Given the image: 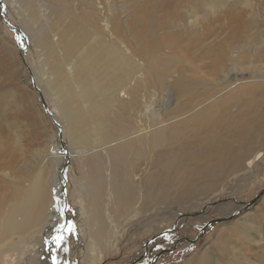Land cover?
<instances>
[{
	"label": "rangeland",
	"instance_id": "374dc122",
	"mask_svg": "<svg viewBox=\"0 0 264 264\" xmlns=\"http://www.w3.org/2000/svg\"><path fill=\"white\" fill-rule=\"evenodd\" d=\"M12 2L21 8L23 6L27 14L19 16L21 22L13 13L4 15L5 9L1 10L0 6V121H2L0 142L4 145L0 150V168L4 158L10 155L11 166L18 170L17 176L21 186L27 184L23 175V163L38 162L42 155L40 151L43 149L46 156L50 155L49 171L62 162V148L57 139L56 126L47 116L40 94L35 87L39 88L47 109L55 110V116L63 119L56 108L61 94L58 89H61L65 81L60 79L54 82V80L64 75L60 72L61 67L58 62L49 65L50 62L42 58L43 45L36 40L51 26V23H54L55 19H58V22L64 19L59 18L61 13H65L63 9H67L68 17L74 21L77 32H80L79 29L84 25L91 33L96 29L102 36L97 39L98 41L110 46L109 43L117 39V42L122 43L121 45L129 47L128 51H131L138 61L143 62L144 65L149 63L150 68L148 66L146 70V78L149 79L147 92L154 90L158 98H161L162 91L159 88L156 72L163 74L162 78L167 83H172L175 78L183 79L184 89L188 83L190 85L191 80L196 82L199 91L206 86L209 88L206 98L200 96L196 100L189 99V101L187 98L192 94L190 91L185 93L180 106L183 103L189 105L190 109L187 108L184 111L186 112L193 110L197 101L204 100L206 103L204 102L203 107L213 108L210 126L202 125L190 138L192 140L186 139L187 142L180 140L179 143L174 141L169 144L166 140L160 145L161 147L152 149L144 158L141 156V159H135V162L130 163L131 161L126 162L122 159L124 161V163L121 161L122 175L126 178L121 176L125 178L124 180H128L129 185L133 182L137 195L133 190V195L130 197L132 203L128 202V210L112 195L102 196L104 199L102 201L107 203L111 221L109 222L103 214L106 218L103 229L106 230L100 240L94 241L93 246H90L91 237L88 236L90 230L88 229V233L84 234L83 217L80 215V219L78 218L77 207L80 204L76 199L79 192L77 180L80 178L79 172L82 171L83 165L80 164L76 154L77 140L68 128L61 125L62 140L69 151L67 157L69 167L67 166L68 170L65 173L67 179L65 177L66 204L64 205L67 208V225L69 224L71 228L70 250H68L71 264H193V256L206 251H212L217 254L218 259L224 260L226 257L225 251L223 252L224 238H227L236 250L241 251V256H251L250 261L254 264H264V193L257 202L244 207L264 187V0H88L92 8L94 7L95 19L87 17L86 6L79 0H63V4L52 0H33L30 3L29 0H11ZM71 3L75 5L71 7ZM27 6L31 7L30 10ZM107 17L110 21L108 27L103 24ZM23 21L29 25V28L23 25ZM193 22L203 24L201 34L189 24ZM10 25L17 29H13ZM14 30L26 41L22 44L25 64L20 54L22 51L18 50L22 40ZM129 35L130 37H127ZM89 42L95 44L92 40ZM98 48L97 57L110 71L115 69L112 68L115 62L108 55L109 52ZM153 54L159 56L154 59ZM170 59L172 60L171 63L169 62L170 66L160 65L161 60L165 62ZM180 72H184L185 75H180ZM31 75L35 87L32 85ZM112 77L113 74L108 77V81L114 84L115 80ZM249 84L253 85L252 91L244 88ZM140 92L137 95L136 108L139 107L138 109L144 112L146 111L144 100L146 102L149 95L142 97L140 95L144 90ZM123 115L127 117L129 114L125 111ZM171 116L161 110L155 111L154 117L148 116V112H145L144 119L141 118L140 123L144 126L146 120H149L147 123L152 125L158 123V120L165 121ZM114 117L112 118L115 122L117 117ZM153 119H156L155 122ZM48 141L50 146L47 150ZM233 143L236 144L232 145ZM18 144L21 146L18 147ZM135 144L132 141V149L138 147V144L134 146ZM181 144H188L192 149L191 152L212 151L214 156L219 155L218 151L221 148L228 146L229 150L232 149V154L229 156L224 154V163L215 162L214 168L220 164V167L224 166V171L219 177H210L207 174L208 176L199 175L194 179L193 175L177 173L178 186L174 187L175 191L173 189L169 192L170 196L166 198L167 200L148 199L146 202L141 198L137 200L141 194L140 181L142 180V187L143 184L145 186L143 189H146L151 181L153 182L151 177L157 170L154 168L157 154L168 151L169 154L182 155V150L187 146L183 147ZM5 160L4 167L8 161ZM199 162L202 167L209 169L208 163ZM38 166H42L41 161L38 162ZM84 169L86 170V166ZM189 187L190 190H187ZM10 190H12L10 182L1 179L0 206L3 205L0 210L7 207L12 193ZM242 205L243 207L239 208ZM184 214L191 215L184 217ZM202 217L208 220L218 218L220 220L202 231L204 226H202ZM233 221L235 223L229 226L228 223ZM33 228L36 227L28 228L22 235H14L2 244L14 245L22 239L26 240ZM239 228L249 232V235L257 234L255 230L258 229L261 236L259 249L253 252L249 248H244L241 242L243 236L239 234L241 231L237 232ZM146 250H148L147 255L144 254ZM18 255L17 249L13 248L0 256V263L51 264L52 251L47 252L43 258L36 253H26L22 262H18Z\"/></svg>",
	"mask_w": 264,
	"mask_h": 264
},
{
	"label": "bare ground",
	"instance_id": "6f19581e",
	"mask_svg": "<svg viewBox=\"0 0 264 264\" xmlns=\"http://www.w3.org/2000/svg\"><path fill=\"white\" fill-rule=\"evenodd\" d=\"M31 1L33 0H29V3ZM52 1H56L61 4L63 0ZM79 1H82L85 4V13L87 17L89 19H95V13L93 10L94 7L92 8L88 0ZM0 2V6L2 7L1 10L5 9V11L3 12L4 15L5 13H13L16 19L18 21H21L19 16H21L22 14L24 15V13L27 14V12L23 10L24 7L22 5L21 8L14 2L11 3V0H0ZM74 5V3H71V7H73ZM30 8L29 6H27L28 10H30ZM63 11L65 13H61L59 15V18L64 19L61 22H58V19H55L54 23H51V26L36 39L38 40L40 45H43V49L41 48L43 50L42 58L48 60L50 62L49 65H52L56 62L60 64V72L62 75H64V77L57 78L56 80H54V82H57L60 79H64L65 81L64 85H61V89H58L59 91H61V94L59 95V103L58 107L56 108L57 112L62 115L63 119H59L57 118V116H55V110L49 111L45 108L44 110L46 111L47 116H49L53 120L56 129H60L61 125L63 124L66 128H68L69 132L77 140L76 145L78 149L76 151V154L77 158H79L80 164L83 165L82 171L79 172L81 173L80 178L77 180V189L79 190L77 195L78 197H75L76 199H78L80 204L77 207V209L79 210L78 218L80 219V215L83 217L82 222L83 226H85L83 230L84 234L88 233V229L90 230L88 236L91 237L90 246H93L94 241L100 240L104 230H106L103 229V224L106 221L105 217H107V220L109 222L111 221V216L106 206L107 203H105V201H102L104 200L102 196L112 195L114 199L116 198L118 202L128 210V202L131 201L130 197L133 195V190H135L137 195V189L133 185V182L131 185H129V182L127 183L128 180H124L126 177L122 175V159H125L126 162L131 161L130 163H132V161L140 158L141 156H143L144 158V156L148 152H151L152 149L154 150V148L159 147L160 145L165 143L166 140H168L169 144L173 143L174 141H178L179 143L180 140L181 142L182 140H189L196 134L197 130H200L202 125L204 126L207 124L208 126L209 123L212 122L211 119L213 118V108H211L210 106L203 107L206 102L202 100L200 102L197 101L194 107L192 106L193 110L184 112L187 108H189V105L187 106L185 103L180 106V101L184 98L185 93L190 91V93L192 94V96H188L189 98H187V100H196V98L200 96H204V98H206L209 92V88L207 86L205 88L203 87L202 90L199 91V88H196V82L192 80L189 81L191 82L190 85L186 81L188 83V86H186V89H184V82H182L183 79L177 80L175 78L176 80H171L172 83H167L163 80L164 78H162L163 74L156 72V77L158 78L159 88L162 91V96L161 98L155 96L154 90L147 92L149 91L147 90L149 79L146 78V70L149 66V63H147V65H144L143 62L138 61L136 59V56L134 57L131 51H128L129 47L127 48L124 45H121L122 43L117 42V39L115 37L114 38L116 39V41H111L109 43V46L106 43L97 40L100 37L102 38V36L97 33L96 29L94 33H91L89 29L84 25L81 26L80 29L78 28L80 32H77L76 28L74 27L76 26L74 21H72L68 17L67 9L65 8V10L63 9ZM108 18L109 17H107L103 23L107 27L110 22ZM94 23L96 24V22ZM189 24L199 34H201V32L203 31V24L197 22ZM23 25L29 28V25L26 22L24 23V21ZM11 27L13 29H17L13 26ZM120 27L122 28V26ZM118 29H120L119 26ZM31 30L33 31V29ZM14 31L19 39L22 40L21 46L18 47V50L22 51V44H25L26 41L22 35H19V33H17L16 30ZM115 34L117 33L115 32ZM127 37H130V35ZM90 40H92V42L94 41L95 44L93 45V43H90ZM122 40L123 39L121 38V41ZM97 46L100 49L109 52L108 55H110L115 62V65L112 68L115 69H111L112 71H110L109 68H106V64L102 63L99 57H97ZM45 50L47 51L45 52ZM20 54L22 57V61L25 64L23 51ZM158 56L159 54H153L154 59H156ZM171 57L173 58V56ZM144 60L146 59L144 58ZM159 60L160 59H158V61ZM166 60L165 62L164 60H161L162 62L160 65L167 66L169 65V62L172 61L171 59L169 61ZM175 61L177 62V59ZM167 70L169 71V69ZM180 73V75H185L184 72ZM111 74H113L112 79L115 80L114 84L112 81H108V77ZM220 82L224 83L225 81L220 80ZM33 84L34 82L32 77V85ZM33 87L35 86L33 85ZM244 88L247 90L250 89L248 91H252L253 85H245ZM142 90H144V92L140 96L146 97V94L149 95V97H147L148 100L146 102L144 100V109H146V111L144 112L142 110L140 111L138 109L139 107L136 108V106L138 105L137 95ZM154 110L157 112L161 110L162 112L166 113V115L172 116L165 121L158 120V123H153L152 125L147 123V121L149 120H146L143 126V124L140 123V119L143 118L145 112H148V116L150 115L151 117H154ZM125 111L127 114H129L127 117L126 115H123ZM113 116L117 117L118 121L116 120L114 122V119L112 118ZM153 120V122H155L156 119ZM57 139L59 141L60 147L62 148L61 165L55 166L51 171H49L48 163L50 160V155L46 156L47 154L43 149L42 151H40L42 155L39 160L42 162V166H38L39 161L36 163H34V161L33 163L29 162L28 164L23 163V175L27 180V184L24 186H21L19 183L17 176L18 170L11 166L10 155L4 158V160L1 158V160H3V165L0 168V180L3 179L10 182L12 188V190L10 191H12V193L8 204L6 203L7 207H5V205V208L0 210V256L10 252V250L14 248L19 252L18 262H22L26 253H36L37 256L43 258V256H45L47 252L52 251V255H50L51 264H60L61 262L64 264H71L70 258L68 257V250H70L69 241L71 240L69 229L71 228L69 224L67 225V220L65 221L64 219L66 215L64 216L63 214V209H65L64 194L66 193L65 177L67 179L65 173L69 167L68 165V167H65L64 164L66 163V161H68L67 157L69 156V151L67 150L65 142L62 140L61 132L60 135H58L57 132ZM132 141L138 144V147L135 144L134 146L136 147L132 149ZM235 144L233 143L232 145ZM182 145L183 147L187 146L186 149L182 150V155H177L178 153L169 154L167 153L168 151L160 152L159 154H157L158 157H155L156 159L154 161V168H157L158 172L157 170L155 171L156 173L154 172L155 174L152 175L153 178L151 177V179H153V182L151 181V183L146 186V189H143V187L145 186L143 184L142 187V180L140 181L139 189L141 191V194L137 200L141 198L144 202H146V200L148 199H156V201H160L161 199L165 200L166 198H168L170 196L169 192H172L174 187L177 185V173L184 172L187 175H193L194 179L199 175H209L210 177L213 176L215 178L219 177L224 171V166L220 167V164L214 168L215 162L221 161L222 163H224V154H227L228 156L229 154H232V149L229 150L227 148L228 146L225 148L223 147L220 150L218 149L219 153H217L219 155L214 156L212 151H209L208 153H195L191 152L192 149L188 147V144H181V146ZM19 146H21V144H18V147ZM47 146L46 149L48 150L50 141H48ZM3 148L4 145L2 142H0V150ZM158 152L159 150L157 151V153ZM5 159H7L8 161L6 162V166L4 167V161H6ZM36 159L37 158H35V161ZM199 161L208 163V165H210L209 169L198 164ZM122 162L124 163V161ZM142 164H144V161L142 162ZM84 166H86V170L84 169ZM129 174L131 173L129 172ZM121 175L125 178L123 179ZM146 182H148V180H146ZM63 184L64 190L61 189ZM190 188L191 187H189V189L187 190H190ZM74 191L76 192L75 189ZM242 207L243 205L239 208ZM103 214L105 215V217ZM202 218V226H205L209 220L206 217ZM239 218L241 219L242 217ZM234 223L235 222L233 221L231 223H228V225L230 226V224ZM90 224L92 225L90 226ZM31 227L36 228H33L32 231L29 232L30 234L27 232L29 236H27L28 238L26 240H19L20 242L14 245L12 243H6V245H4L5 243L2 244L3 242H5V240L10 239L14 235H22L28 228ZM255 231L257 232V234L254 235H252L251 233V235H249V232H246L244 229L240 228L237 231L243 236L241 242L243 246H245L244 248H249L253 252L259 249V239L261 240L258 229H256ZM54 232L60 233L59 237L62 236L63 240L58 241V239H56L54 242L55 244L51 243L50 237ZM24 238H26V236ZM223 245H225V249L223 248V252L225 251L226 255V257H224V260L223 258L218 259L216 256L217 254L215 255V253H212V251H206L204 253L201 252V254H195V256H193V264H254L250 261L251 256H241V251L238 249L236 250L234 246L230 245L227 238H224ZM221 255L223 256V253Z\"/></svg>",
	"mask_w": 264,
	"mask_h": 264
},
{
	"label": "water",
	"instance_id": "95a60500",
	"mask_svg": "<svg viewBox=\"0 0 264 264\" xmlns=\"http://www.w3.org/2000/svg\"><path fill=\"white\" fill-rule=\"evenodd\" d=\"M0 4H1V2H0ZM10 28H11V27H10ZM35 89H36V91L40 94V98H41V101H42V104H43V108L47 109V105H46L45 102L43 101V96H42V94H41L39 88L36 87ZM57 130H58V131H57V132H58V135H60V129L58 128ZM68 164H69V162L66 161V163L64 164L65 167H66ZM61 189L64 190V184L62 185ZM263 193H264V187L259 191V193H258V194H257V195H256L251 201H249L248 203L245 204V207H249L250 204L252 205V204H254L255 202H257V200L259 199V197H260ZM66 209H67V208L63 209V214H64V216L66 215ZM190 215H191V214H184V217H188V216H190ZM64 219H65V221H66V220H67V216H65ZM219 220H220V219L209 220L208 223H206V225L203 226L202 231H203L207 226H212L215 222H217V221H219ZM59 234H60V233H58V232H54V233L52 234V236L50 237V242L53 243V244H55L54 242H55V240L59 237ZM161 235H162V234H160V236H161ZM144 254L147 255V254H148V250H146V251L144 252Z\"/></svg>",
	"mask_w": 264,
	"mask_h": 264
},
{
	"label": "snow or ice",
	"instance_id": "6c2138e0",
	"mask_svg": "<svg viewBox=\"0 0 264 264\" xmlns=\"http://www.w3.org/2000/svg\"><path fill=\"white\" fill-rule=\"evenodd\" d=\"M69 230H71V229H69ZM57 239H58V241H62L63 237L61 236V237H58Z\"/></svg>",
	"mask_w": 264,
	"mask_h": 264
}]
</instances>
